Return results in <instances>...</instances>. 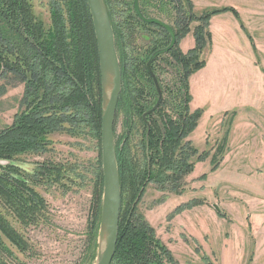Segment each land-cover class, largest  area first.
Wrapping results in <instances>:
<instances>
[{
    "label": "rangeland",
    "instance_id": "rangeland-1",
    "mask_svg": "<svg viewBox=\"0 0 264 264\" xmlns=\"http://www.w3.org/2000/svg\"><path fill=\"white\" fill-rule=\"evenodd\" d=\"M30 1L34 14L46 28L52 25V10L56 5L67 20L70 13L67 7L74 3L73 0ZM131 1L118 0V6L113 9L118 21H125L126 15L122 17L119 11L128 12ZM190 1L197 16L224 7L238 14L236 18L223 12L209 19L210 41L201 57L205 64L188 78L189 109L200 110L201 116L184 141L207 156L203 162L190 158L193 170L185 176L181 195L157 191L154 184H148L135 214L145 217L177 264H204L203 257L210 264H264V0ZM144 11L167 26L174 23L173 11L166 14L149 6ZM197 25L191 22L189 33L176 46L182 54L194 47L192 34ZM134 26L125 31L123 38L125 60L119 58L124 91L113 132L115 144L126 141L131 162L142 165V137L146 127L137 113L149 109L156 100L145 63L151 49L159 45L156 41L164 35L156 27ZM172 59L166 53L153 64L163 98L173 96L180 84ZM94 66L92 77L100 83L96 65L92 64L91 68ZM22 95L23 83L14 75L0 77V131L10 126L19 113ZM63 127L67 129L47 137L46 153L23 154L17 159L24 177L37 164L45 162L60 166L63 177L57 183H32L44 200L42 217L38 216L34 224L21 225L0 203V216L13 229L14 237L24 244L17 248L0 233V264L96 262L99 231L94 246L87 231L97 205L101 212L99 143L87 126H80L72 133L68 125ZM133 194L125 185L121 194L123 214L129 211ZM192 200L202 205L175 212Z\"/></svg>",
    "mask_w": 264,
    "mask_h": 264
},
{
    "label": "trees",
    "instance_id": "trees-1",
    "mask_svg": "<svg viewBox=\"0 0 264 264\" xmlns=\"http://www.w3.org/2000/svg\"><path fill=\"white\" fill-rule=\"evenodd\" d=\"M73 2L66 6L70 11L67 20L56 5L52 10V25L46 28L34 14L30 0H0V77L12 74L23 83L19 113L14 116L10 126L0 131V203L24 226L38 221L44 208V200L32 188V183H57L63 176L60 166L45 162L37 164L28 177H24L22 169L16 164L18 157L28 153H46L49 144L47 137L67 129L63 127L65 125H68L70 133L80 126L89 127L100 149L101 92L100 85H95L92 77L95 66L91 68L92 64L96 65L99 75L96 40L86 1ZM103 2L120 60L125 54L122 46L125 31L132 30L134 25L141 28L145 25L133 10L132 1L128 12L119 11L122 17L126 15L125 21H118L114 15L113 9L118 6V0ZM120 5L123 4L120 2ZM148 6L166 14L173 11L174 23L170 28L175 35V45L168 53L178 70L177 81L180 84H176L177 91L173 96H162L160 105L150 114L142 118L147 112L145 108L143 112L137 113L140 122L146 127L142 137V165L131 162L126 141L118 146L115 144L121 194L125 192V185L134 194L129 211L123 214L121 206L117 244L111 264H177L145 217L135 213L148 184H154L157 191L181 195L185 176L193 170L194 163L190 162V158H195L196 162L205 160L206 153L199 154L190 142L184 141L193 132L201 116L200 110L189 109L188 78L205 64L201 57L210 41L209 19L223 12L238 17L234 9L225 7L197 16L193 13L190 0H138V9L143 16L150 17L144 11ZM193 21L198 23L192 34L194 47L182 54L176 46L187 36L189 24ZM160 30L164 37L161 35L160 40L156 41L159 45L151 49L147 59L154 51L167 47L170 42L169 34ZM160 57L162 55L156 61ZM152 69L154 71L153 66ZM120 72L124 79L121 66ZM146 72L150 77L151 74ZM152 74L155 75L154 72ZM150 79L152 82V76ZM96 84H100L99 80ZM150 85L156 92L155 83ZM118 100L120 102L121 94ZM97 164L98 181L102 189L100 151ZM196 205L202 204L192 200L176 208L175 212ZM99 220L100 205H97L87 231L88 240L93 246L98 237ZM0 233L17 248L24 246L15 238L13 229L9 228L1 216ZM202 260L204 264H210L205 257Z\"/></svg>",
    "mask_w": 264,
    "mask_h": 264
},
{
    "label": "water",
    "instance_id": "water-1",
    "mask_svg": "<svg viewBox=\"0 0 264 264\" xmlns=\"http://www.w3.org/2000/svg\"><path fill=\"white\" fill-rule=\"evenodd\" d=\"M85 1L91 16L96 40L101 91L100 153L103 188L99 221V251L95 264H111L117 244L121 210V189L113 127L118 98L121 93L122 78L114 34L104 2L103 0ZM132 7L142 22L162 28L170 36L168 46L155 51L147 63V69L155 83L157 101L150 111L142 115L144 118L145 115L155 110L162 100V94L154 75L151 73L150 64L156 57L168 53L174 47L175 35L170 26L165 23L157 19L145 18L138 9V0H133ZM213 208L217 212L219 211L216 206Z\"/></svg>",
    "mask_w": 264,
    "mask_h": 264
},
{
    "label": "flooded vegetation",
    "instance_id": "flooded-vegetation-1",
    "mask_svg": "<svg viewBox=\"0 0 264 264\" xmlns=\"http://www.w3.org/2000/svg\"><path fill=\"white\" fill-rule=\"evenodd\" d=\"M133 2V1H132ZM145 18H150V17H148V16H144ZM142 22V21H141ZM142 23H144V22H142ZM144 25L145 26H150V27H156V28H159V27H157V26H154V25H148V24H146V23H144ZM160 29H162V28H160ZM163 30V29H162ZM157 50H159V49H157ZM156 50V51H157ZM155 52V51H154ZM153 52V53H154ZM163 55V54H162ZM152 56V54H150V56L148 57V59H147V62L145 63V68H146V71H148V69H147V63H148V60H149V58ZM159 57V56H158ZM158 57H156L155 59H154V61L150 64V70H151V73H153V69H152V66H153V64H154V62L156 61V59L158 58ZM120 66V65H119ZM149 72V71H148ZM155 76V75H154ZM150 78H151V76H150ZM152 82H153V80H152ZM156 82H157V84H159L158 83V81H157V79H156ZM159 89H160V87H159ZM160 92H161V90H160ZM121 94V93H120ZM156 101H157V93H156V100H155V102H154V104L149 108V109H147L146 111L148 112V111H150L152 108H153V106L155 105V103H156ZM118 103H119V100H118ZM160 105V104H159ZM118 107V106H117Z\"/></svg>",
    "mask_w": 264,
    "mask_h": 264
}]
</instances>
